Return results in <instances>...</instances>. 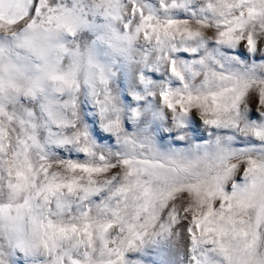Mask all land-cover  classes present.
I'll return each instance as SVG.
<instances>
[{
	"label": "snow or ice",
	"instance_id": "6c2138e0",
	"mask_svg": "<svg viewBox=\"0 0 264 264\" xmlns=\"http://www.w3.org/2000/svg\"><path fill=\"white\" fill-rule=\"evenodd\" d=\"M0 264H264V0H0Z\"/></svg>",
	"mask_w": 264,
	"mask_h": 264
},
{
	"label": "rangeland",
	"instance_id": "374dc122",
	"mask_svg": "<svg viewBox=\"0 0 264 264\" xmlns=\"http://www.w3.org/2000/svg\"><path fill=\"white\" fill-rule=\"evenodd\" d=\"M251 107L253 108V111H255L257 105L255 103V101L252 102ZM165 138L161 140V143L163 144H168L170 143V141L166 138V134ZM190 136H192V142L193 143H204L205 140L208 139L207 133L204 131L203 126L200 125L199 123H197L196 125H194L193 130L190 132ZM178 147H187V144H180L177 145ZM236 179L239 181L242 179V173H238Z\"/></svg>",
	"mask_w": 264,
	"mask_h": 264
}]
</instances>
